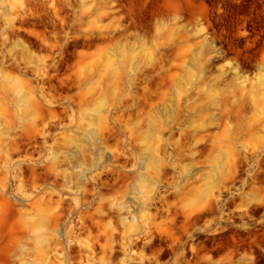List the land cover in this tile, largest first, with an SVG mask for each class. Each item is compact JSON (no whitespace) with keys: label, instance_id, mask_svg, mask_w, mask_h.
I'll list each match as a JSON object with an SVG mask.
<instances>
[{"label":"rangeland","instance_id":"1","mask_svg":"<svg viewBox=\"0 0 264 264\" xmlns=\"http://www.w3.org/2000/svg\"><path fill=\"white\" fill-rule=\"evenodd\" d=\"M0 264H264V0H0Z\"/></svg>","mask_w":264,"mask_h":264}]
</instances>
